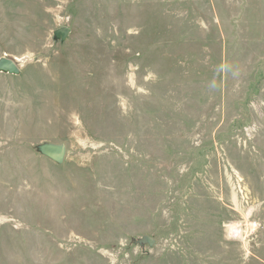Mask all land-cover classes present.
<instances>
[{"label":"rangeland","instance_id":"1","mask_svg":"<svg viewBox=\"0 0 264 264\" xmlns=\"http://www.w3.org/2000/svg\"><path fill=\"white\" fill-rule=\"evenodd\" d=\"M252 1L0 0V264H264Z\"/></svg>","mask_w":264,"mask_h":264},{"label":"water","instance_id":"2","mask_svg":"<svg viewBox=\"0 0 264 264\" xmlns=\"http://www.w3.org/2000/svg\"><path fill=\"white\" fill-rule=\"evenodd\" d=\"M66 29H61L59 31L60 34L64 35L66 33ZM0 71L7 72L8 74H18V68L12 60L9 59H0ZM43 154L55 161L62 162L65 154V150L63 146H54V145H46L43 148Z\"/></svg>","mask_w":264,"mask_h":264},{"label":"crops","instance_id":"3","mask_svg":"<svg viewBox=\"0 0 264 264\" xmlns=\"http://www.w3.org/2000/svg\"><path fill=\"white\" fill-rule=\"evenodd\" d=\"M252 2L255 3V0H253ZM256 2H257L258 4H260V3H263V4H264V1L261 2V0H260V1H259V0H256ZM241 4H242V2H241Z\"/></svg>","mask_w":264,"mask_h":264}]
</instances>
